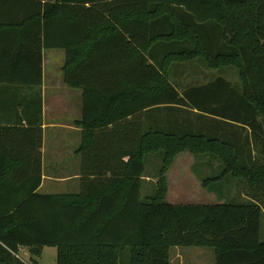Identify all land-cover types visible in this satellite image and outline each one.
Wrapping results in <instances>:
<instances>
[{
	"label": "trees",
	"instance_id": "1",
	"mask_svg": "<svg viewBox=\"0 0 264 264\" xmlns=\"http://www.w3.org/2000/svg\"><path fill=\"white\" fill-rule=\"evenodd\" d=\"M43 48L64 51L63 81L83 90L81 124L104 127L80 148L86 162L101 140L102 166L83 165L93 178L75 194L35 191L38 150L29 185L0 166V264H23L20 246L32 263L54 247L55 264H118L128 246L127 264H171V246H198L213 248L215 264H264V0H0V84L40 85ZM196 58L234 67L240 86L218 76L180 93L169 68ZM91 101L99 117L87 120ZM160 105L218 118L222 131L147 128L139 112ZM158 150L153 196L141 201L145 155ZM184 151L216 158L221 178L244 181L248 201L167 202L166 173Z\"/></svg>",
	"mask_w": 264,
	"mask_h": 264
},
{
	"label": "crops",
	"instance_id": "2",
	"mask_svg": "<svg viewBox=\"0 0 264 264\" xmlns=\"http://www.w3.org/2000/svg\"><path fill=\"white\" fill-rule=\"evenodd\" d=\"M63 63L62 49L43 48L40 85L0 84V166L5 167V175L15 172L19 177L27 178L26 183L29 185L35 177L34 168L38 163V150L40 183L35 191L41 194L78 193L82 185L81 178H93L88 174L83 176V165L85 164L89 170L102 166L101 153L104 145H100L101 140L97 139L95 146L89 147L86 162L80 148L84 143V135L92 134L96 140L98 136L104 134V127L93 129L81 124L83 90L70 88L64 83ZM88 103L87 120L95 115L99 117L97 104L93 101ZM187 111L182 107L160 105L144 108L139 112L141 114L139 117L147 128L177 131L189 129L209 133L212 136L221 133L218 118L198 117L196 111ZM233 129L235 130V127ZM39 133L41 144L37 148ZM70 153L73 156L71 160ZM208 161L206 157L203 161L196 160L191 164L206 166ZM170 170L171 166L166 173L167 192L171 190ZM147 178L142 176V181ZM156 181L157 174L153 180L154 188ZM16 256L22 261H24L22 256L28 257L29 264H38L37 259L40 257L35 258V262L32 263L28 248L24 246L18 248Z\"/></svg>",
	"mask_w": 264,
	"mask_h": 264
},
{
	"label": "rangeland",
	"instance_id": "3",
	"mask_svg": "<svg viewBox=\"0 0 264 264\" xmlns=\"http://www.w3.org/2000/svg\"><path fill=\"white\" fill-rule=\"evenodd\" d=\"M169 69L168 80L180 93L187 86L200 85L214 80L218 76L225 78L234 86H240L238 72L234 67L210 68L200 58L173 63ZM231 130L226 125L223 132L229 133ZM241 134L245 133L242 131ZM204 155H193L188 151H184L175 156L170 170L171 190L167 192V196L165 195V200L172 204H212L219 202L238 204L247 202L249 198L243 192L245 188L244 181L232 176L221 178L220 174L223 167L216 158L210 156L211 158L206 166L191 164L196 160L203 161L208 157ZM69 158L70 160L73 158L71 153ZM162 158L163 152L161 150L145 155L144 176L148 178L143 180L141 184V201L153 196V180L161 167ZM205 178H212L208 182L212 187L211 192L202 186ZM259 237L260 240H264V213L260 217ZM169 255L171 264H215L212 247L171 246ZM22 257H24V261L21 260L23 264L30 263L28 257ZM129 257L130 248L126 246L120 253L118 264H127ZM37 261L38 264H55L56 249L45 247Z\"/></svg>",
	"mask_w": 264,
	"mask_h": 264
}]
</instances>
